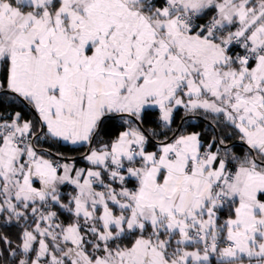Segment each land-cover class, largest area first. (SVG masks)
Instances as JSON below:
<instances>
[{
	"label": "snow or ice",
	"instance_id": "1",
	"mask_svg": "<svg viewBox=\"0 0 264 264\" xmlns=\"http://www.w3.org/2000/svg\"><path fill=\"white\" fill-rule=\"evenodd\" d=\"M0 264H264V0H0Z\"/></svg>",
	"mask_w": 264,
	"mask_h": 264
}]
</instances>
